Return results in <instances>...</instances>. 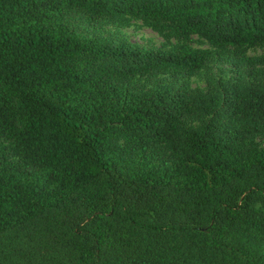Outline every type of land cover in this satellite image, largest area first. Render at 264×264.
<instances>
[{"label": "trees", "instance_id": "trees-1", "mask_svg": "<svg viewBox=\"0 0 264 264\" xmlns=\"http://www.w3.org/2000/svg\"><path fill=\"white\" fill-rule=\"evenodd\" d=\"M74 13L264 45V0H0V264H264V148L243 146L264 88L134 91L208 54L88 38Z\"/></svg>", "mask_w": 264, "mask_h": 264}, {"label": "rangeland", "instance_id": "rangeland-1", "mask_svg": "<svg viewBox=\"0 0 264 264\" xmlns=\"http://www.w3.org/2000/svg\"><path fill=\"white\" fill-rule=\"evenodd\" d=\"M66 23L71 30L92 39L126 42L144 50L208 54L205 65L193 73L158 71L130 78L126 85L137 92L152 90L161 84L171 85L177 92L190 95L226 94L233 85L264 88V45H220L199 33L178 34L173 25L164 19L140 16L89 23L82 13H74ZM211 119L213 114L193 115L186 117L183 125L186 129L198 128L208 124ZM243 146L264 148V132L251 136ZM153 151L162 156L169 154L163 144L154 145Z\"/></svg>", "mask_w": 264, "mask_h": 264}]
</instances>
